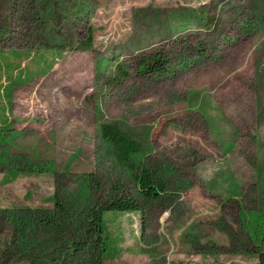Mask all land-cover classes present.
<instances>
[{"label":"rangeland","instance_id":"1","mask_svg":"<svg viewBox=\"0 0 264 264\" xmlns=\"http://www.w3.org/2000/svg\"><path fill=\"white\" fill-rule=\"evenodd\" d=\"M103 123L140 142L160 199ZM115 193L141 210L103 215V252H71L70 221L39 255L35 212ZM263 242L264 0H0V264H260Z\"/></svg>","mask_w":264,"mask_h":264},{"label":"trees","instance_id":"2","mask_svg":"<svg viewBox=\"0 0 264 264\" xmlns=\"http://www.w3.org/2000/svg\"><path fill=\"white\" fill-rule=\"evenodd\" d=\"M157 63V60H154ZM144 69H149L145 64ZM152 69V68H150ZM161 67H153V72L160 71ZM99 138L102 142L111 149L115 160L121 165L126 166L131 173V179L135 184L137 193L143 198L146 203L160 199L164 194L165 187L160 179L156 178L152 171L142 163L143 158H140L142 153V146L139 141L124 133L119 126L113 123H103L99 126ZM137 161V164H136ZM93 179H88L82 194L76 198L86 206L92 199L89 183ZM119 195V193H117ZM116 195L111 200L105 202H96L95 208L89 210L81 216L72 219L73 215L67 210L66 203L58 200L54 202V210L35 212L34 219L29 222V226L33 232H39L44 239L39 246V255H45L50 247H52L59 239L64 236L65 229L68 222L76 223L73 238L70 245L71 252H84L89 249L92 244L96 246L94 249H100L103 252L106 249V242H101V239L106 240L103 236L104 222L103 215L108 212L128 213L138 212L141 210L138 199L134 196L126 197L123 194ZM24 237V235H23ZM103 237V238H102ZM93 239V242H92ZM82 240H87L88 244L83 243ZM25 237L22 244L26 249H33V245L28 242ZM264 245V242H263ZM89 252V250H88ZM91 252H89V256ZM260 264H264V260L260 259Z\"/></svg>","mask_w":264,"mask_h":264}]
</instances>
